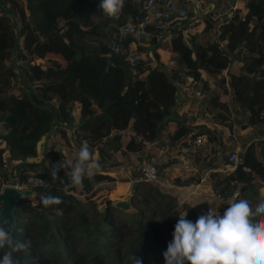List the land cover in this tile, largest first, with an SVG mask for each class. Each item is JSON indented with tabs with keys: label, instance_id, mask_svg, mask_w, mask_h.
<instances>
[{
	"label": "trees",
	"instance_id": "trees-1",
	"mask_svg": "<svg viewBox=\"0 0 264 264\" xmlns=\"http://www.w3.org/2000/svg\"><path fill=\"white\" fill-rule=\"evenodd\" d=\"M165 1L153 0L148 7L147 0H125L119 17L108 18L98 7L100 0H0V190L2 179L18 166L14 161L36 156L38 141L54 127H71L77 108L76 136L101 138L100 152L104 141L118 144L126 132V149L139 154L174 118L177 127L168 134L169 140L173 143L189 134L193 147L188 143L186 150L200 163L198 172L210 170L219 182L220 187H213L222 202L237 184L245 195L254 190L252 199H264V0H242V7L229 14L216 20L207 17L199 32H186L181 23L172 32L153 30L154 56L159 58L156 49L167 34L172 64L150 65L153 55L144 49L141 73L133 77L124 56L111 50V33L128 16L136 23L149 13L153 16L165 8ZM225 69L230 73L233 107L248 111L240 127L262 125V137L250 138L229 170L228 157L222 154L223 132L193 124V117L176 104V84H190L205 92L206 118L231 128L237 122L230 120L232 109L223 99ZM201 136L207 141L196 145ZM144 152L149 159L150 153ZM59 161L54 159L50 171L40 172L52 179V186L34 188L32 196L16 202L12 235L29 243L27 250L13 253L16 264H99L104 246L117 241L119 255L109 264H133L135 256L143 264H166L163 252L179 219L175 206L162 202L166 195L140 178L135 186L147 185L160 194L162 208L151 191L140 196L142 207L133 203L137 207L133 212L117 206L109 196L100 205L95 200L98 184L114 177L97 170L91 180L85 177L83 188L66 189L63 170L54 179L51 175ZM48 196L61 203L45 206L42 198ZM187 212L193 222L200 216L190 207ZM81 223L88 227L81 228ZM123 229L135 232L137 239L124 243Z\"/></svg>",
	"mask_w": 264,
	"mask_h": 264
},
{
	"label": "clouds",
	"instance_id": "clouds-1",
	"mask_svg": "<svg viewBox=\"0 0 264 264\" xmlns=\"http://www.w3.org/2000/svg\"><path fill=\"white\" fill-rule=\"evenodd\" d=\"M124 3L125 0H100L98 7L106 17L118 18ZM98 168L99 164L85 141L74 161L62 159L57 162L51 175L54 179L63 170L67 177L66 189H81L85 177L91 180ZM40 185L47 184L41 180ZM42 199L45 206L61 203L59 198L51 196ZM226 204L229 207L223 214L220 207L212 206L195 222L187 219V210H178L173 239L163 252L166 264H264V223L258 222L264 220V199H252L237 192ZM12 227L11 221L0 216V252L4 253L0 264H16L13 253L29 247L28 242L13 238ZM133 264H143L142 259L135 256Z\"/></svg>",
	"mask_w": 264,
	"mask_h": 264
},
{
	"label": "rangeland",
	"instance_id": "rangeland-1",
	"mask_svg": "<svg viewBox=\"0 0 264 264\" xmlns=\"http://www.w3.org/2000/svg\"><path fill=\"white\" fill-rule=\"evenodd\" d=\"M192 14H193L192 17L188 18L190 22H193L195 19V17H193L194 13H192ZM163 40L166 41L168 39L167 38L163 39V37L160 39L161 42L157 46V49H156V51L159 55V58L154 56V54H153L154 49H153V45L151 44V42L147 43L145 45H142L140 48L142 50L147 49L149 54L152 53V55H153L152 61L155 63V65L159 61L163 64H166L168 67H170V65L172 64V60L170 58L171 50L169 51L167 49V43L164 42ZM156 60H157V62H156ZM230 89H231V87H230ZM226 90H228V88H226ZM201 99H202L201 103H198V100H194L193 103L191 104L192 110L199 113L200 117L202 116L201 113H204L203 110L205 109V108L204 109L202 108L203 102L205 104V96ZM76 106H78V102L75 103L74 107H76ZM206 106L207 105L205 104V107ZM232 111L229 112V114H230L229 118L231 121L236 119L235 120L237 122L236 125L239 127L242 124L246 123L248 111H245L242 109L239 110V109H235V108H233ZM72 115H73L72 116L73 118L71 119V122H70L71 127H67L65 130H63L61 128H55L54 127V129H52L51 131H48L47 134L42 136V138L37 143V155L33 159L34 162L33 163H27V164H32V165L34 164V166H37L34 169H31L32 172L40 173L43 171H50V169L52 167L51 164H52V161L54 159H56V161L62 160V159L74 161L75 154L79 151L81 144L86 141L92 150V153H93L95 160L99 164V168L97 170H99L103 173L104 172L108 173L114 177L113 180L103 181V182H100L98 184V187H97L98 192H97V195L95 196V200L100 205H104V203H105L104 201L106 199V196L111 197V199H114L115 202L117 201L115 199V197L116 198L123 197L122 199H129L130 200V207H129V209H126V211L133 212V211L137 210V207L133 206L134 205L133 203L135 202L138 207L139 206L142 207L143 200H140V196L143 195L145 192L151 191V195H152L153 199L155 200V202L160 201L159 206L161 208L163 207L162 202H171V205L175 206L174 209L177 212H179L180 210H187L189 206L187 203H184V202L178 203L177 202L178 201L177 197L174 194H172L173 190L171 188V184H173V186H175V184L182 185L184 183L188 184L189 182H193V183L202 182L203 184H206L207 186L211 187V189L214 190L213 185H218V183H219L218 181L215 182L213 180V178L209 175L210 170H204V171H200V172H198L199 170H194V172L192 174H189L187 179L183 178V181H181V178H177V177H174V180L172 178L170 179L168 177H163L164 176L162 174L163 170H161L162 166H160V169L158 167L159 172H160L159 174H160V176L162 175L161 177L164 179L160 178L161 182H159V180H157V181L150 182V183L153 184V186H155L159 190L160 194L162 193V194L166 195V196L162 197L163 201L161 202V200H160L161 195L160 194L157 195L152 188H146L147 185L145 187L141 186V185L135 186V182L140 179V166L142 163V159L145 158L144 150L147 149L146 148L147 144H145L144 150L142 152H138L139 154L132 153L131 151L127 150L125 147V144L129 139V134H127L126 132H123V135L121 136L120 140L118 141V144H110V143L106 144V142L104 141L102 143V144H104L102 146V152H100V151H98L97 146H98V142L101 140V138H99L100 140L98 138L93 139V140H89L88 138H84L83 136L79 137L82 134H80L78 137L76 136L80 132V130H78V128L76 127L78 122H79V119H80L79 112H78L77 108H74V110L72 111ZM186 115L191 117L193 114H189L187 112ZM208 121H211V120H208ZM218 125H221V124H218ZM73 127H74V129H73ZM213 128H215V127H213ZM77 131H79V132H77ZM246 131L247 132L236 133L235 136H231L230 138H232V140H233L231 143H228V144L224 143V145L222 147L223 157L225 155H227V157H228L229 153H231V151L234 149H238V151L240 152L242 150L243 146L247 143V141L250 138L260 136L262 134V125L256 124L253 127H249ZM103 140H104V138H102V141ZM170 157H171V153H168L166 155L165 159H169ZM171 158L172 159L173 158L179 159L176 156L171 157ZM218 160L222 161V158L218 159ZM17 161L18 160L14 161V162L18 163ZM35 161H38V162H35ZM197 162H196V164H197V166H199L200 163L198 162L199 163L198 164ZM163 163H165V162H163ZM27 166H29V165H27ZM8 167H9V165H8ZM14 168L12 171H10V173H12L14 171ZM19 168L24 169L27 167H19ZM31 171H27L24 169L23 174H27ZM10 173L6 179H2V182H3L2 187H3V185H5L7 183L19 184V185H21L23 183V176L19 179V181H17L14 177L13 178L10 177ZM163 173L166 174L165 172H163ZM165 178H167V179L165 180ZM184 179H186V180H184ZM220 186L221 185H218L217 187H220ZM261 188L263 190L264 186H262ZM29 189L34 190V188H29ZM235 190L244 194V189L241 188V184H237ZM227 192L228 191L226 190L224 192V194L226 195ZM248 192H250L248 195L251 198H254V196H255L254 190H248ZM214 193L218 194V191L214 190ZM33 194H34V191L32 192V194H29L27 196H30V195L32 196ZM228 198H226L225 200H227ZM174 199H175V202H174ZM220 201L221 200H219V202H218L219 205L224 202V201L223 202L222 201L220 202ZM85 203H86V207H87V211H88V201ZM219 205H217V206H219ZM178 209H180V210L178 211ZM88 214H90V217H93V215L91 213H88ZM156 219L160 220L161 214L158 213ZM80 227L86 228V227H88V224L87 223L86 224L81 223ZM81 234L84 235L85 233H81ZM121 238H122L123 242L126 243L127 241H129L131 239H137V235L135 232H129L126 229H123V236ZM118 244H120L119 241L108 242L104 246L105 250L102 252L101 255H99V259H100L99 264H109V263H111L110 259L113 256L119 255V251L117 250ZM106 249H109V250H106Z\"/></svg>",
	"mask_w": 264,
	"mask_h": 264
},
{
	"label": "crops",
	"instance_id": "crops-1",
	"mask_svg": "<svg viewBox=\"0 0 264 264\" xmlns=\"http://www.w3.org/2000/svg\"><path fill=\"white\" fill-rule=\"evenodd\" d=\"M242 5H243L242 0H202V3L200 5L201 8L194 11L195 12L194 21H196L197 19L198 20L196 22L194 21L190 22L188 19V21L184 23L186 26L184 30L186 32L188 30L199 32L204 27L205 19L207 17H211L212 20H216L225 14H229L236 8L242 7ZM192 15L193 14L190 13L191 17ZM172 31H174V29L171 30V32ZM164 42L167 43V49L170 51L171 45H170L169 38L168 40ZM151 64L152 66L155 65L153 61L151 62ZM224 75L228 77L229 81H228V84L226 83V88H228V90H226V93L223 95V99L229 105L230 109H233L234 108L233 106H235V101H233V97H232L233 93L230 89V79L231 78H230V73L227 71V69L224 70ZM176 86H177L176 104L179 107V111H187L189 114H193L192 115L193 124L200 123L208 127H211V128L215 127L216 129L221 130L223 132L222 139L224 143L226 144L231 143L233 141L232 138H230L231 136H235L236 133L247 132L246 130L249 127L254 126V125H249L247 127L241 128L234 123L233 126L229 128L228 126H225V125H218L214 121L212 122L208 121V119L206 118V115L208 114V109L207 107H205L204 102L202 104V108L203 109L205 108L203 110L204 113H201L202 116L200 117L199 113L192 110L191 104L193 103L194 100H198V103H201L202 102L201 98L205 96V92L202 91L201 93H197L196 92L197 90L193 89V87L190 86V84L188 85L176 84ZM176 127H177L176 119L169 118L161 127L160 135L157 136L153 141L146 142L147 144L146 152L150 153V156H149L150 158L147 160L153 162L157 166V168L159 167V169H160V166H162L161 170H163L162 171V174L164 175L163 177H168L170 179L172 178L173 180H174V177H177V178H181V181H183V178L187 179L189 174H192L194 170H197L198 166L186 150V145L190 143L189 134L183 135L182 137L179 138V141H176L173 143L169 140L168 134L173 132ZM261 137H262V134L260 136H256L252 138L257 140ZM190 147H193L192 143H190ZM168 153H171V157L176 156L179 159H176V158L172 159L171 157L169 159H165ZM34 158L35 156L28 157L26 160L22 162L19 161L20 163L18 162V167H27L24 169L27 171H31V169H34L37 166H34V164L32 165V164H27V163H33ZM144 160L146 159L145 158L142 159V162ZM35 162H38V161H35ZM228 165H227V169H228ZM163 172H165L166 174H164ZM161 176L159 174V179H158L159 182H161V179H164ZM166 179L167 178H165V180ZM184 184L182 185L175 184V186L171 184V188L173 190L172 194H174L177 197L178 203L184 202V203H187L188 205L198 204L195 207H191V208L194 209L199 215L207 213L208 210L212 206L216 207L217 205H219L218 203L219 200L222 201L220 196L218 194H215L214 190L211 189V187L207 186L206 184H203L202 182H196V183L189 182L188 184L186 183ZM122 198L123 197L121 198L115 197L116 200H120ZM207 201L210 202L212 205H210Z\"/></svg>",
	"mask_w": 264,
	"mask_h": 264
},
{
	"label": "built area",
	"instance_id": "built-area-1",
	"mask_svg": "<svg viewBox=\"0 0 264 264\" xmlns=\"http://www.w3.org/2000/svg\"><path fill=\"white\" fill-rule=\"evenodd\" d=\"M202 0H180L176 2L174 0H166L165 8L160 9L154 12L152 16L150 13L145 15L139 22H134L128 16L127 19L119 23L115 30L111 33L110 36V48L117 54L123 55L125 61L128 65L130 74L135 77L141 72L140 63L146 60V53L140 47L147 43H150L152 31H171L175 29L176 24H184L188 21V18L191 17L190 13L195 14V10L201 8ZM153 0H147V6L152 7ZM206 11V9H205ZM204 14V13H203ZM195 17V16H193ZM152 18V19H150ZM198 20V19H197ZM168 39L169 35L163 36V39ZM152 54V53H151ZM150 65L151 62H149ZM226 83L228 84V77H226ZM201 93L200 91H196ZM207 141L206 136H201L196 138L195 144L202 145ZM239 151L234 149L229 153L228 160L229 165L228 169L233 168L237 161H239ZM23 169H20L18 166L14 168V171L10 173L11 178H15L17 181L23 176V183L12 184L16 185L19 189L22 188H48L52 186V179L48 175L40 174L37 172H29L23 174ZM140 178L149 182H154L159 179V172L157 166L149 161L144 160L140 166ZM43 180L47 185H40V181ZM9 184V183H7ZM238 191H233L232 195L229 196L222 204L215 208H219L221 214L225 211L229 205L226 202L231 199L235 193ZM186 210H180L184 212ZM179 216V212H178Z\"/></svg>",
	"mask_w": 264,
	"mask_h": 264
},
{
	"label": "water",
	"instance_id": "water-1",
	"mask_svg": "<svg viewBox=\"0 0 264 264\" xmlns=\"http://www.w3.org/2000/svg\"><path fill=\"white\" fill-rule=\"evenodd\" d=\"M33 190L29 188L19 189L16 185L5 184L0 190V216L7 218L12 222L13 227L15 226V216L14 208L16 202L23 196L32 194ZM115 204L122 209H129L130 200L129 199H120L115 202Z\"/></svg>",
	"mask_w": 264,
	"mask_h": 264
}]
</instances>
